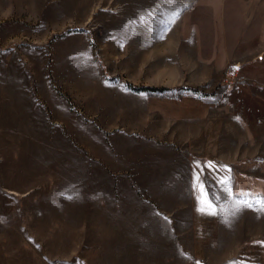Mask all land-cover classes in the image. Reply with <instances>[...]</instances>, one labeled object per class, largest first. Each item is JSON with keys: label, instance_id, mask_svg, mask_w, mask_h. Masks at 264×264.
I'll list each match as a JSON object with an SVG mask.
<instances>
[{"label": "rangeland", "instance_id": "rangeland-1", "mask_svg": "<svg viewBox=\"0 0 264 264\" xmlns=\"http://www.w3.org/2000/svg\"><path fill=\"white\" fill-rule=\"evenodd\" d=\"M0 94L46 115V264H264V0H0Z\"/></svg>", "mask_w": 264, "mask_h": 264}, {"label": "crops", "instance_id": "crops-1", "mask_svg": "<svg viewBox=\"0 0 264 264\" xmlns=\"http://www.w3.org/2000/svg\"><path fill=\"white\" fill-rule=\"evenodd\" d=\"M14 98L0 94V264H46L47 259L61 256L48 253L46 244L63 241L62 220L48 223L46 216L47 170L52 168L47 163L46 115L42 110L37 128L25 123L30 99ZM17 108H23L21 116ZM32 128L38 132L31 134ZM153 191L170 192L165 187Z\"/></svg>", "mask_w": 264, "mask_h": 264}, {"label": "trees", "instance_id": "trees-1", "mask_svg": "<svg viewBox=\"0 0 264 264\" xmlns=\"http://www.w3.org/2000/svg\"><path fill=\"white\" fill-rule=\"evenodd\" d=\"M126 85H128L129 87L133 88V89H138V90H159L162 91L164 89H169L166 86H162V85H146V84H141V85H135L132 84L131 82L128 81H124ZM181 88L184 89H190L192 91H200V89L197 86H191V85H182Z\"/></svg>", "mask_w": 264, "mask_h": 264}, {"label": "snow or ice", "instance_id": "snow-or-ice-1", "mask_svg": "<svg viewBox=\"0 0 264 264\" xmlns=\"http://www.w3.org/2000/svg\"><path fill=\"white\" fill-rule=\"evenodd\" d=\"M168 2L171 3L172 0H168ZM179 15H180V11H179V10L174 11V12L172 13V22H174L175 19L179 17ZM194 181H199V176H195V177H194ZM227 182H228L227 179H225L224 181H222V183H225V184H227ZM257 203L260 204V211H261V212H264V198H262L261 200L257 201ZM247 206H248V207H251L250 204H248ZM211 207H212V206H211V204L209 203V204H208V208H211ZM200 210H201V211H205V208L202 207ZM212 214H215L214 211H213Z\"/></svg>", "mask_w": 264, "mask_h": 264}]
</instances>
